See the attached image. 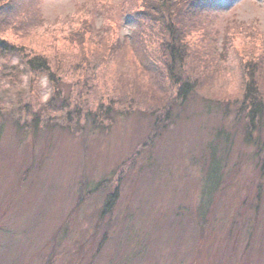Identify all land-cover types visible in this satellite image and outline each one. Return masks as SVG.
<instances>
[{
	"label": "rangeland",
	"instance_id": "374dc122",
	"mask_svg": "<svg viewBox=\"0 0 264 264\" xmlns=\"http://www.w3.org/2000/svg\"><path fill=\"white\" fill-rule=\"evenodd\" d=\"M25 2L23 9H37L43 20L34 31L42 39L31 45L61 63L62 82L83 81L86 62L76 71L68 60L80 53L93 59L99 49L104 58L89 69L95 92L108 101L125 90L104 31L107 20H119L117 37L132 52L122 60V80L139 84L135 99L164 98L163 89L166 98L176 95L173 82L156 72V36L148 32L138 48L132 44L147 32L140 30L141 0ZM200 6L213 33L205 46L212 60L196 67L203 72L200 89L167 104L173 105L169 118L162 108L152 116L128 105L113 123L104 121L103 131L85 120L80 129L69 128L57 102L46 112L50 122L35 129L25 105L39 111L55 87L47 74L34 79L19 56L0 59V264H264V116L248 138L249 119L240 110L246 63L264 65V0ZM85 15L98 31L75 43ZM20 115L24 131L12 121ZM218 172L220 187L208 199ZM109 179L119 194L112 212L100 218Z\"/></svg>",
	"mask_w": 264,
	"mask_h": 264
},
{
	"label": "trees",
	"instance_id": "16d2710c",
	"mask_svg": "<svg viewBox=\"0 0 264 264\" xmlns=\"http://www.w3.org/2000/svg\"><path fill=\"white\" fill-rule=\"evenodd\" d=\"M203 1L206 0H141L143 9L139 11L140 17L138 19L141 21L143 27L140 30L142 32L147 28V32L142 36L139 34L138 38L133 37L132 44L135 48H138V44H143V38L146 40V37H148L146 36L148 32L150 36H156L158 44L155 51L159 53L157 57L158 63H155L158 66L156 72L158 71V75L160 74L164 78L167 77L171 80L173 82L172 88H178L175 96H167L168 98H166L168 93L163 89L162 94H165L164 98L158 96V98L147 102L144 99L143 101L135 99V96L137 97V93H139L138 89H140L138 83L132 82L130 79L122 80V60H124V57H128V55L131 56L132 52L129 50L127 41L122 43V40L120 41L119 37H117L120 25L119 20H107L108 23L104 31L109 32V40H112V43H110L112 45L110 54L114 60L113 63L116 62L117 64V75L119 72L120 82H124L122 85L125 90L118 89L119 92L117 90L116 95L109 97L108 101H105L97 91L95 92L94 82L91 83L92 81L89 78V69L92 63L100 62L104 58L105 51L99 52V49H97V52L93 54L95 56L93 59L86 58V53H80L81 56L74 58L75 60H73V62L72 59H69V64L71 63L72 68H75L76 71L81 67V65H79L81 61L86 62V67L82 72L84 80L73 85H68L62 82L60 76L57 74V72L61 70L59 66L61 63H53L46 52L40 51L31 45L36 39H42V36H38L34 33L37 26L43 21L37 9L35 12H26L23 9V5L26 3L25 0H0V59H9L12 55L19 56L21 62L25 65L34 79L39 78L41 74H47L52 83V87H55L52 101L38 109L39 111L31 110L25 105L26 113L23 114H26L25 117L30 118L29 126L36 129L50 122L46 112L50 107L56 108L57 102L60 103V107L65 113L67 111L63 119L68 123L67 125L69 128L75 124V126L80 129L81 120H85L92 125L91 129L103 131L106 125L104 123L105 120H110L111 124L116 114H125V112H128L129 108H132L131 112L143 109L146 114L152 116L156 115L157 110L162 108V110H166L167 118H169L172 114L173 105L168 106L167 104H176L179 100L184 101L194 90L197 88L200 89L202 86L203 72L197 68L201 66V64L205 65L207 62H211L209 60L211 59L209 54L205 53V46L210 42L213 43L214 38H212L213 33L204 20L207 13L205 8L200 6ZM106 5L107 3L104 4V6ZM106 12H108V10ZM91 15L93 16V14L89 16ZM89 16H84V26L82 30L80 29V33H76L77 38L74 41L75 43L79 41L81 44L85 40V35L97 33L98 28L92 19H89ZM57 38V41L62 44L64 37L58 35ZM22 42H24V44ZM104 46L107 45L104 44ZM259 63L261 67L260 65L258 66V63H253L252 61L246 63L247 70H250V73L248 74L249 79L247 81L240 110L243 111L246 118L249 119L244 130L247 132L248 138L253 136L249 128L251 127L253 129L259 118L264 116V94L261 90L262 80L258 77L261 71L260 69H262L264 65H262V62ZM161 66L166 69V73ZM255 71H257L256 74ZM207 78L208 77H206L204 81H206ZM83 94L85 95L84 98L82 97ZM74 99L76 101H74ZM169 99L170 101H168ZM54 103H56V105ZM143 105L145 107H142ZM20 110L21 108L17 111L19 114ZM2 115L3 111L0 107V116ZM159 118L160 116L155 119L157 126L158 121H160ZM12 119L14 125L18 126L20 130L22 127H26L24 125L26 122L23 121L21 115L17 119ZM21 131H24V129ZM21 131H19V133ZM247 137L245 139H247ZM221 176L219 172L217 175H214L213 185H211L210 191L207 192L208 199H211L220 187ZM117 179L120 181L121 175L118 176ZM113 180L114 179L103 181V185H106L109 193L100 210V218L101 216L110 214L116 205L119 187L110 188V184L113 183ZM204 207L205 206H201L200 208L203 209ZM208 207L209 206L206 208ZM105 238L106 237H104L103 240H105ZM102 245L101 243L99 248H101ZM82 247L79 248L77 252L79 257L82 255ZM99 248L97 252L100 251Z\"/></svg>",
	"mask_w": 264,
	"mask_h": 264
}]
</instances>
